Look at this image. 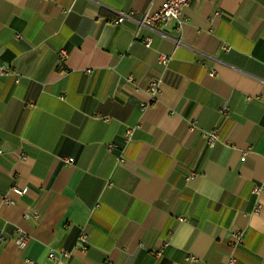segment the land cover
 Segmentation results:
<instances>
[{"label": "crops", "instance_id": "obj_1", "mask_svg": "<svg viewBox=\"0 0 264 264\" xmlns=\"http://www.w3.org/2000/svg\"><path fill=\"white\" fill-rule=\"evenodd\" d=\"M163 1L0 0V264H52L50 249L71 264H264V0H191L180 32L138 27Z\"/></svg>", "mask_w": 264, "mask_h": 264}, {"label": "built area", "instance_id": "obj_2", "mask_svg": "<svg viewBox=\"0 0 264 264\" xmlns=\"http://www.w3.org/2000/svg\"><path fill=\"white\" fill-rule=\"evenodd\" d=\"M190 1L191 0H164L159 6V8H157L155 11L143 12L141 14L140 19L136 21L137 25L138 27L145 26V27H149L152 29H159L167 25L168 23H174L175 30L177 32H180L182 24L184 22V20L181 17L182 9L186 7ZM132 13L133 12L123 14L122 16L115 19L114 23L116 24L121 23L124 17L130 16V14ZM17 37H20V34H17ZM134 37H136V33H134ZM142 43L144 46L150 47L151 38L149 36L143 37ZM223 48L226 51H228L230 49V46L225 44L223 45ZM66 57H67V51L64 49H60L57 54V58H58L57 67L59 69L64 68V61ZM157 60H158V63L163 68H166L168 64L170 63V61L172 60V55L167 54L165 52H158ZM86 71L90 72V70H86ZM213 73L214 72L211 70L210 74L213 75ZM126 81L128 83H133L134 79L132 76H128L126 78ZM160 82H161L160 78H155V79L150 80L147 83L145 87V91L148 94L149 100L147 103L140 104V108H145L149 103H152L155 100L156 95L160 91ZM227 110H228V107L224 105L222 108H220V113L223 115H227ZM138 126L139 125L137 124L136 127ZM196 128H197L196 120H191L190 121V131H194ZM132 132H133V128H127L124 131V134L122 137L125 142H128L129 140L132 139ZM201 136L203 137L208 147H213L220 139V132L217 128H213L209 131L201 132ZM113 147H115L114 143H110L105 146L106 150L108 151H110ZM72 161H73L72 157L64 159L65 163H71ZM116 161L119 163L123 162L122 156L118 155L116 157ZM11 190L18 195H23L27 192L26 187H18L16 185L12 186ZM261 192H264V185H255L251 189V193L253 195H258ZM3 201L6 203L11 202L10 199L7 197V195H3ZM260 208H261L260 204H256L254 211L258 213L260 211ZM30 217L33 219H37L38 213L36 211H33L31 213H26L24 215V218H30ZM17 231L19 233V237H18L19 245L23 246L28 239V234L23 232L20 228H18ZM231 238H232L233 247L241 244L242 243V231L234 230L231 234ZM88 246H89V234L85 229H81L76 239L75 248H77L81 252H85ZM71 256H72V251L66 250V249H60L57 252L54 251L53 249H50L47 253V258L48 260L52 262V264H71L70 262ZM186 259L187 260L193 259V257L188 256ZM233 262H234V258H230L226 263H223V264H233Z\"/></svg>", "mask_w": 264, "mask_h": 264}]
</instances>
